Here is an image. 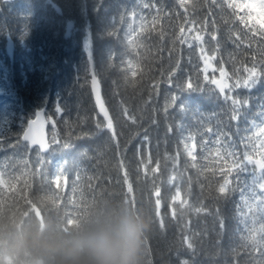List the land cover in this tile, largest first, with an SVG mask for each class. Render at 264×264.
I'll return each mask as SVG.
<instances>
[{"label": "trees", "instance_id": "obj_1", "mask_svg": "<svg viewBox=\"0 0 264 264\" xmlns=\"http://www.w3.org/2000/svg\"><path fill=\"white\" fill-rule=\"evenodd\" d=\"M52 1L60 7L61 14L47 0H0V128L3 129L0 132V181H3L0 183V253L29 230L43 229L58 221L78 220L104 199L125 202L129 199L124 182L126 170L133 186L130 194L133 202L129 204L145 211L150 219V227L144 236L142 264H182L184 261L187 264H252L248 251L240 247L239 193L229 200L217 201L213 198L215 191L210 192L207 188L201 191L203 177L198 179L197 169L190 166L191 158L184 149L182 133L176 130L180 121L188 130H196L193 110L197 105L204 113L219 112L226 105L217 104L214 98L209 100L206 94L193 93L187 114L173 108L165 114L163 109L173 93L187 99L176 85L186 86L189 79L211 89L214 87L204 77L207 74L211 79L219 73L217 70L221 66L230 75L237 69L241 76L246 75L243 65L251 67L253 56L259 59L264 51V45L258 43L264 39L259 35L264 30V7H248L252 5L251 0H224L223 12L210 4L198 6L189 19L198 21L202 27L211 6L209 20L214 18L215 28L225 33L220 39L221 50L216 54L217 58L210 59L205 65L201 59V45L192 40L194 32H187L184 9L176 0H161L160 7L169 12L171 18H160L156 22L153 21L155 10L142 7V2L148 0L139 3L138 0ZM133 6L137 7L138 13L142 12L143 19L138 15L135 21L130 17L122 21L121 12ZM160 16L163 17V13ZM225 21L229 24L225 25ZM68 25H71L69 33ZM181 26L185 27L192 48L178 41L173 43ZM193 27L197 28V25ZM213 30L209 23L208 31ZM142 31L151 32V38L137 39ZM161 31L166 33L163 42L159 39ZM201 34L205 35L203 46L209 49L208 56L211 57L215 42L209 41L207 34ZM229 35L232 39H228ZM237 35L243 41L239 48L233 43ZM7 36L14 44L12 58L6 53ZM86 37L89 52L84 47ZM138 54H147L148 63L140 61ZM138 63L146 75L141 78L138 72L135 79L140 83L133 89L125 83L124 77L127 70L132 79L131 71L137 70ZM171 69H175V74L173 83L169 84ZM92 72L100 81L118 146L111 131L102 127L106 121L97 112L91 90ZM235 94L249 100L246 120L240 127L243 129L254 119L259 122L256 113L261 111L258 106L264 102V81L251 90L236 89ZM43 106H47L46 114L55 122V126H50V151L47 154L38 148L30 149L21 140L26 122ZM124 109L128 110V116L135 117V123L124 115ZM220 119L227 123V116ZM169 125L173 127L172 132H168ZM224 130L233 132L237 150L243 151V145L234 134L235 129ZM258 133L259 128H253L251 132L239 135ZM145 136L148 143L144 141ZM54 137L72 147L64 150L53 143ZM200 139L197 137L195 153L198 166L203 163L209 168L214 167L213 157L201 160ZM188 143L190 145L191 141ZM149 152L151 164H148ZM165 154L170 157L167 162ZM173 157L178 160L177 180L169 184ZM118 160H123V170L118 166ZM157 160H160L161 168L154 174L152 169ZM178 187L181 198L188 199L190 204L182 213L179 204L171 199ZM156 188L161 191L159 216L156 215ZM200 207L206 208L211 215L197 214L195 209ZM173 209L177 211L175 218ZM217 209L225 220L222 233L218 229L213 231ZM161 219L163 228L160 227ZM185 235L192 237V249L183 242ZM6 264H28V254L19 260L8 255Z\"/></svg>", "mask_w": 264, "mask_h": 264}, {"label": "snow or ice", "instance_id": "obj_2", "mask_svg": "<svg viewBox=\"0 0 264 264\" xmlns=\"http://www.w3.org/2000/svg\"><path fill=\"white\" fill-rule=\"evenodd\" d=\"M142 0H138V3ZM176 3L180 8L184 9L185 20L184 23L188 25L187 32L195 33L192 36V40L198 41L201 45L200 53L201 59L204 60L205 65L208 64L210 59L214 60L217 58V53L221 50L220 39L223 38L225 33L222 29L215 28L216 21L213 18L211 21L209 17L212 16V7L208 9V15L204 18L203 26L199 27V22L193 19H189L197 10L198 6L201 5H212L218 6L221 11H225L224 0H176ZM161 0H148V2H142L143 9H154L156 15L153 16V21L156 22L158 19H170L171 14L164 11L160 7ZM231 7V5H229ZM248 7H253L249 5ZM264 7V5H261ZM163 13V17L160 14ZM143 19L142 12L137 11V7L133 6L131 9L125 8L121 12V20L125 17H130L133 21L136 20L137 16ZM209 23L213 26V31H208ZM229 22L225 21V25ZM193 25H197L194 28ZM131 28V25H129ZM229 31L231 29L229 28ZM205 33L208 36L209 41L215 42V51L212 52L211 57L208 56L209 49H206L203 45L205 44ZM151 32L142 31L139 33L137 39L143 38L144 40H149L151 38ZM247 35L246 33L244 34ZM259 35L264 37V30L259 32ZM166 33L161 31L159 33V39L161 42L165 41ZM172 39V37H169ZM228 39H232V36H228ZM179 42L181 45L187 44L189 48H192V43L189 42L187 35H185V27L181 26L179 29V35H175L173 43ZM233 43L237 48L241 46L243 41L241 37L237 35L233 40ZM259 44L264 45V39L258 41ZM143 46V45H141ZM164 51V49H160ZM169 60L171 59V50H169ZM231 57V54H229ZM139 60L143 61L145 64L148 63V55L141 56L138 54ZM252 66L249 67L247 64L243 65V72L246 75L241 76L239 74V69L233 72L231 75L221 66L218 71L220 73L221 79H216L215 77L209 79L206 74L204 79L214 88H205L199 84H194L191 79L187 82L186 86L176 87L180 92L186 96V100L181 99L180 96L173 93L170 98V102L166 103L163 111L165 114L168 113L169 108L177 109L182 114H187L190 111L191 96L193 93H200L201 95H207L209 100L215 99L217 104L221 102L226 105L219 112L213 111L212 113H204L201 111L199 105L193 110V122L196 124V130L190 131L186 128L183 121L177 122L176 130L182 133L181 140L184 144V149L187 156L191 158L190 166L197 169V178L203 177L200 181V188L203 191L207 188L210 192L215 191L216 195L213 197L217 201L229 200L232 198L233 194L239 193L240 202L237 206V212L240 219V227L238 231L240 235V247L248 251L252 264H264V102H262L258 107L261 109L256 116L259 118V122L255 119L247 122V126L243 129L240 127V123L246 120V109L249 103L248 99H242L239 95L235 94L236 89L251 90L256 87L259 83L264 81V51H261L260 58L257 59L254 55L251 61ZM179 61L176 63V67L179 68ZM137 70L131 71L132 79H129L128 72H125V83L132 87L137 88L140 81L135 79L138 75L143 78L146 73L142 68H140L139 63L136 65ZM150 71V69H149ZM175 74V69H171L168 72V83L172 84V77ZM234 78V79H233ZM226 80H231L232 83L229 84L225 82ZM97 81L95 76H93V87H97ZM153 87L156 85L153 83ZM151 97H149V101ZM97 103L100 106V111L103 113L106 123L102 127L111 131L112 139L118 146L117 134L114 130L113 120L109 116L108 110L104 107L103 102L99 98V93L97 92ZM124 115L135 123V117L128 116V110L124 109ZM222 116H227V123L220 119ZM215 121V123H213ZM35 123V122H33ZM155 123V121H153ZM98 127L101 125L98 124ZM235 129V135L238 136L240 144L243 145V151L237 150V142L232 139L233 132L225 131L224 129ZM253 128H259V133L250 136H240L241 132L249 133ZM3 129L0 128V132ZM173 127L168 126V132H172ZM187 132V135H183ZM197 137L200 139V149H201V160H207L209 156L213 157L215 160V166L209 168L207 165L200 163L198 166L196 149H197ZM25 140H30L32 145L39 144L40 148L47 149L48 144L42 139L36 137L33 133L32 125L29 126V131L24 134ZM144 141L148 143V137H144ZM189 141L191 144L189 145ZM53 143L62 147L64 150H68L72 147L70 143L64 142L53 138ZM207 152L208 155L205 156L204 153ZM179 153H177V156ZM167 162L170 157L165 154L164 157ZM172 159V174L168 177L169 184H173L177 180L176 168L178 160L176 158ZM152 160L149 152L148 164H151ZM118 166L123 170L125 168L123 160H118ZM161 168L160 160L156 161V166L152 169V172L159 173ZM59 179V174L57 175V180ZM188 189L191 191V178L189 177ZM183 180V177H181ZM3 181H0L2 183ZM124 182L127 185L126 195H129V199L126 203H132L130 194L133 192L132 183L128 179L127 171H124ZM215 184V186H213ZM154 195L157 197L155 200V205L157 208L156 215L159 216V207L161 204V191L159 188L155 189ZM172 202L178 203L180 212L182 213L185 208L189 207V200L181 198V191L178 187L174 196H172ZM30 203V202H29ZM196 213L199 214L204 212L205 214L211 215L208 210L204 207L196 208ZM172 216L175 218L177 216V211L173 209ZM213 231H218L222 233L225 229V220L220 216L219 209L216 210L214 216ZM78 220L69 219L67 221L68 225L77 223ZM160 227H164V222L160 220ZM207 235V232L204 233ZM183 242L187 245L189 249L194 247L192 243V237L185 235L183 237ZM182 264H187V261L182 262Z\"/></svg>", "mask_w": 264, "mask_h": 264}, {"label": "clouds", "instance_id": "obj_3", "mask_svg": "<svg viewBox=\"0 0 264 264\" xmlns=\"http://www.w3.org/2000/svg\"><path fill=\"white\" fill-rule=\"evenodd\" d=\"M150 227L147 213L124 201L104 199L71 226L54 222L16 237L0 253L28 264H142L144 236Z\"/></svg>", "mask_w": 264, "mask_h": 264}, {"label": "water", "instance_id": "obj_4", "mask_svg": "<svg viewBox=\"0 0 264 264\" xmlns=\"http://www.w3.org/2000/svg\"><path fill=\"white\" fill-rule=\"evenodd\" d=\"M53 5L57 9V11L59 13H61L59 7L56 4H53ZM13 48L14 47H13L12 40L10 39V37H7V53L9 54V56H12V54H13ZM93 76H95L94 73H92V82H91V87H92L94 99H95V102H96V105H97V108H98V111H99L100 115L104 117L103 113L100 111V106L97 103V92L99 93V98L102 101V98H101V87H100V84L98 82V79L95 76V79H96V81L98 83H97V87L94 89V87H93ZM45 110H46V108L45 107H42L41 109H38L36 111L35 117L33 119H30L28 121L27 127L24 130L23 137H22V139L24 141H28L30 143V146L31 147L39 146V144L32 145L31 142H30V140H25L24 139V134L29 131V126L32 125L33 133L36 135V137L39 138V139H42L44 142H46L48 144V148L47 149H43L42 150L40 148L42 152H47L49 150V140H48V133H47L48 120H47L46 115H45ZM49 121L50 122H53L52 118H49ZM33 122H35V123H33Z\"/></svg>", "mask_w": 264, "mask_h": 264}, {"label": "rangeland", "instance_id": "obj_5", "mask_svg": "<svg viewBox=\"0 0 264 264\" xmlns=\"http://www.w3.org/2000/svg\"><path fill=\"white\" fill-rule=\"evenodd\" d=\"M85 49L87 52L90 51V45H89V40H88V37H86V42H85V45H84Z\"/></svg>", "mask_w": 264, "mask_h": 264}]
</instances>
